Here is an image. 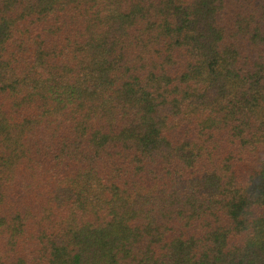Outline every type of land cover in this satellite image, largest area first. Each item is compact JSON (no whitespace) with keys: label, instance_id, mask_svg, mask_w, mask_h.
Here are the masks:
<instances>
[{"label":"trees","instance_id":"16d2710c","mask_svg":"<svg viewBox=\"0 0 264 264\" xmlns=\"http://www.w3.org/2000/svg\"><path fill=\"white\" fill-rule=\"evenodd\" d=\"M0 264H264V0H0Z\"/></svg>","mask_w":264,"mask_h":264}]
</instances>
